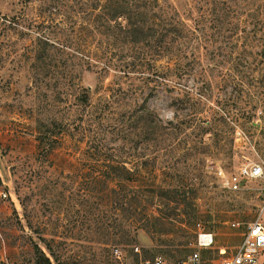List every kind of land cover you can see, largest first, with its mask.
<instances>
[{
	"label": "rangeland",
	"instance_id": "1",
	"mask_svg": "<svg viewBox=\"0 0 264 264\" xmlns=\"http://www.w3.org/2000/svg\"><path fill=\"white\" fill-rule=\"evenodd\" d=\"M46 1L0 0V264H140L157 255L178 264L197 249L199 223L214 237L202 257L231 256L264 199V176L226 185L243 166L264 169V64L249 71L237 103L249 113L232 134L214 120L216 100L239 90L214 83L193 108L181 101L193 76H171L151 93L114 72L79 69L72 81L54 48L39 58L30 22L48 16ZM161 2L193 28L199 6L214 0ZM242 4L247 29L264 35V0Z\"/></svg>",
	"mask_w": 264,
	"mask_h": 264
},
{
	"label": "trees",
	"instance_id": "2",
	"mask_svg": "<svg viewBox=\"0 0 264 264\" xmlns=\"http://www.w3.org/2000/svg\"><path fill=\"white\" fill-rule=\"evenodd\" d=\"M161 1L47 0L43 9L48 16L30 22L44 33L37 37L39 58L54 48V60L66 54L72 81L79 69L103 75L114 72L130 81L138 79L151 93L169 83L171 76H193L198 82L185 86V99L181 98L193 108L206 104L210 94L205 93L214 83L239 90V95L225 92L216 100L214 116L215 122L226 124L235 134L238 122L249 113L237 106L245 80L253 65L257 69L264 64L262 30L247 29L242 0L218 4L214 0L207 8L199 6L203 12L193 28L175 7ZM230 100L235 107H230Z\"/></svg>",
	"mask_w": 264,
	"mask_h": 264
},
{
	"label": "built area",
	"instance_id": "3",
	"mask_svg": "<svg viewBox=\"0 0 264 264\" xmlns=\"http://www.w3.org/2000/svg\"><path fill=\"white\" fill-rule=\"evenodd\" d=\"M264 169L261 164L243 166L238 175H231L226 179V185L231 189H239L240 181L244 177H263ZM233 227L240 225L233 222ZM196 250L178 264H264V199L260 206L257 217L247 222L244 226L243 239L236 251L229 257L215 260H206L200 253V248L210 246L214 242L213 234L205 231L201 224H197ZM139 248H137L138 250ZM225 254L226 250L221 249ZM140 264H171L162 255Z\"/></svg>",
	"mask_w": 264,
	"mask_h": 264
},
{
	"label": "water",
	"instance_id": "4",
	"mask_svg": "<svg viewBox=\"0 0 264 264\" xmlns=\"http://www.w3.org/2000/svg\"><path fill=\"white\" fill-rule=\"evenodd\" d=\"M257 126H259V124L257 123Z\"/></svg>",
	"mask_w": 264,
	"mask_h": 264
}]
</instances>
